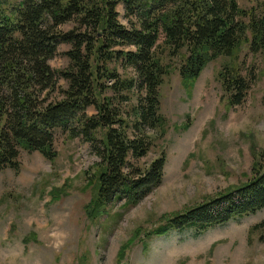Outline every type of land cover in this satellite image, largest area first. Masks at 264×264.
Listing matches in <instances>:
<instances>
[{
	"label": "trees",
	"instance_id": "1",
	"mask_svg": "<svg viewBox=\"0 0 264 264\" xmlns=\"http://www.w3.org/2000/svg\"><path fill=\"white\" fill-rule=\"evenodd\" d=\"M242 1L0 0V172H17L21 153L53 162L58 131L88 144L98 160L96 194L84 207H90L89 221L116 203L122 202L121 210L138 204L162 180L163 154L144 171L129 161L145 157L163 136L158 90L169 62H177L189 97L206 65L225 60L215 76L219 103L229 112L245 101L253 78L241 74L236 57L243 48L264 55V0H248L254 3L249 9L239 7ZM119 6L125 26L117 20ZM61 45L68 47L62 55L67 65L54 72L48 63ZM185 121L182 133L189 128ZM250 172L239 186L166 217L145 234L143 251L171 232L198 238L261 211L264 152ZM255 231H264V221L249 230ZM138 233L120 247L117 263ZM28 239L34 237L22 243Z\"/></svg>",
	"mask_w": 264,
	"mask_h": 264
},
{
	"label": "rangeland",
	"instance_id": "2",
	"mask_svg": "<svg viewBox=\"0 0 264 264\" xmlns=\"http://www.w3.org/2000/svg\"><path fill=\"white\" fill-rule=\"evenodd\" d=\"M238 4L254 7L248 0ZM117 13L125 26L121 6ZM67 49L58 47L48 63L52 71L64 70ZM224 63L217 59L207 64L186 97L178 64L169 62V75L158 90L163 136L145 157L129 161L144 171L163 154L162 180L133 207L121 210L119 202L89 221L90 207H84L96 194L92 177L98 160L79 139L55 132L56 159L51 163L36 153H21L17 172H0V264H264V231L249 232L264 221V208L198 238L191 231L171 232L152 239L143 251L145 234L169 215L250 180L255 156L264 152V55H251L246 48L237 54L241 74L253 82L242 105L229 112L219 103L215 81ZM57 87L65 85L58 81ZM86 113L94 114L92 109ZM186 116L189 128L182 133ZM138 230L125 259L117 263L120 247ZM28 235L34 239L24 245Z\"/></svg>",
	"mask_w": 264,
	"mask_h": 264
}]
</instances>
